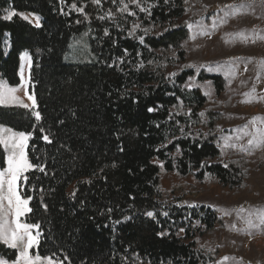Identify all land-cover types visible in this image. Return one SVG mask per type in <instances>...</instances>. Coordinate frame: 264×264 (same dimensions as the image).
<instances>
[{
    "label": "trees",
    "instance_id": "trees-1",
    "mask_svg": "<svg viewBox=\"0 0 264 264\" xmlns=\"http://www.w3.org/2000/svg\"><path fill=\"white\" fill-rule=\"evenodd\" d=\"M199 4L0 0V82L17 87L21 56L31 57L35 107L0 106V126L28 134V159L45 169H30L19 184L31 197L25 222L40 226L33 254L56 264H216L222 257L223 247L200 244L224 228L217 213L182 205L190 194L183 184L161 186L162 174L173 173L239 191L253 172L242 154L218 162V125L234 107L231 99L210 104L198 87L209 83L219 98L221 76L196 75L187 65L191 35L182 20ZM9 11L16 15L6 20ZM32 13L40 27L21 17ZM16 258L0 242V259Z\"/></svg>",
    "mask_w": 264,
    "mask_h": 264
},
{
    "label": "rangeland",
    "instance_id": "rangeland-1",
    "mask_svg": "<svg viewBox=\"0 0 264 264\" xmlns=\"http://www.w3.org/2000/svg\"><path fill=\"white\" fill-rule=\"evenodd\" d=\"M21 17L35 26L33 16L23 14ZM182 21L191 35L187 65L194 68L196 75L200 71L219 75L226 84L225 92L219 98L209 83L198 86L199 89L210 104L231 99L234 107L224 113L223 121L218 125L221 153L218 162L224 165L232 152L242 154L250 162L253 172L246 189L239 191L224 188L212 180L198 182L193 177L182 179L173 173L162 174L161 186L168 192L183 184L190 194L181 199L182 205L209 207L221 218L224 228L200 242L209 249L223 247V255L216 264H264V224L254 215L257 210L264 209V143L248 144L253 131L264 129V0H200L196 11ZM76 47L77 43L71 51ZM7 48L5 40L4 49ZM29 69V60L20 59V84L9 87L0 82V87L5 90L17 89L13 94L17 99L0 106L34 108L28 99L32 96ZM188 87H196L194 81L189 82ZM253 120L255 124L251 123ZM242 129L249 135H244ZM250 214L253 215L250 217ZM249 217L255 227H249L245 222ZM21 221L25 222L24 216ZM36 246L30 250L33 256ZM14 250L18 256L19 249Z\"/></svg>",
    "mask_w": 264,
    "mask_h": 264
},
{
    "label": "snow or ice",
    "instance_id": "snow-or-ice-1",
    "mask_svg": "<svg viewBox=\"0 0 264 264\" xmlns=\"http://www.w3.org/2000/svg\"><path fill=\"white\" fill-rule=\"evenodd\" d=\"M94 3L99 4L100 0H93ZM167 2V0H166ZM131 3L139 6L140 0H131ZM76 8V5H72ZM227 8H234L235 6H226ZM127 8V5H125ZM80 10V9H78ZM140 11H147V9L141 7ZM129 15L134 13L129 12ZM16 15L14 11H9L4 17L6 20H11ZM22 15V14H21ZM35 20V26L40 27V17L35 13L31 14ZM110 15V14H109ZM103 18V17H101ZM107 35V32H105ZM22 60L27 59L31 63V57L25 52ZM17 91L16 88H10L5 90L0 87V104L15 101L17 98L13 95ZM28 99L32 101V106L35 107V100L32 96H28ZM27 107V105H24ZM154 109L149 108L148 111L152 112ZM36 120L41 119L39 112H34ZM203 115V114H201ZM251 123L255 124V120ZM244 135H249L246 130H241ZM251 139L248 140L249 145H259L264 143V129H256L251 133ZM43 139L46 142L51 143L49 137L45 135ZM240 139V137H237ZM29 140V135L24 132H16L10 128H0V145L3 146L6 156V167L0 170V241L9 245L14 249H19V255L13 264H54L50 257H41L40 255H31L30 250L39 243V224L22 222L21 217L31 211L29 202L31 197L22 196L19 191V182L23 179L27 181V176L24 174L30 169L36 168L40 172H44V167L40 165L32 164L26 154V147ZM147 216L152 217V212H147ZM253 214H250V217ZM257 220L264 224V209L257 210L254 213ZM248 218L245 222L249 227H255L251 218ZM127 219V218H126ZM235 227V225H233ZM33 230H36L33 232ZM225 260L228 258L225 257ZM0 264H8L7 261L0 259Z\"/></svg>",
    "mask_w": 264,
    "mask_h": 264
}]
</instances>
